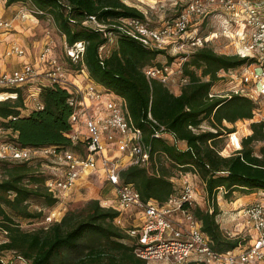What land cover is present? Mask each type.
I'll list each match as a JSON object with an SVG mask.
<instances>
[{
    "label": "trees",
    "instance_id": "1",
    "mask_svg": "<svg viewBox=\"0 0 264 264\" xmlns=\"http://www.w3.org/2000/svg\"><path fill=\"white\" fill-rule=\"evenodd\" d=\"M17 2L43 9L42 17L52 15L68 44L85 42L82 60L71 64L85 65L95 82L123 97L134 125L144 131L151 145L149 162L124 168L121 179L133 183L142 199L165 203L178 193L176 177L189 170L197 172L208 199L207 208H193L203 230L216 249L230 250L241 244L242 239L226 235L217 220L218 197L222 193L229 200L236 192L264 190V144L256 147L264 142V120L252 121V132L242 138L241 148L223 155L222 136L236 131L237 121L253 119L256 102L242 94L210 96V91L222 79L221 70L242 66L251 58L218 53L207 43L184 62L183 75L189 82L176 94L146 74L147 67L161 65L156 59L166 51L148 48L113 25L120 17L146 19L138 7L125 0H6L8 5ZM91 16L105 27L86 22ZM111 32L116 35V46L105 54ZM40 87L43 107L27 114L23 86L0 89L1 129L23 146L78 148L80 143L74 144L68 136L73 94L59 84ZM205 121L209 129L202 128ZM161 126L165 132L158 136ZM179 141L186 148L179 147ZM40 165L39 160H0V229L7 236L0 252L14 253L23 264H151L136 254L127 242V232L116 225L119 211L103 206L97 197L87 202L82 213L61 211L47 227L24 230L17 218L46 216L42 209L30 208L32 199H42L50 208L59 203L48 190V176ZM0 264L16 263L0 256Z\"/></svg>",
    "mask_w": 264,
    "mask_h": 264
},
{
    "label": "built area",
    "instance_id": "2",
    "mask_svg": "<svg viewBox=\"0 0 264 264\" xmlns=\"http://www.w3.org/2000/svg\"><path fill=\"white\" fill-rule=\"evenodd\" d=\"M29 5L17 16L45 15L43 9ZM207 17H211L220 30L200 35L198 26ZM15 21V18L6 19L0 15V44L2 34L14 28ZM86 22L99 28L105 27L95 16ZM113 25L148 48L160 50L172 45V48L182 49L187 44L192 47L191 51H182L178 69H173L169 62L146 68L149 78L159 79L166 85L170 84L176 70L181 74V86L188 83L189 78L183 75V64L189 55L210 43L214 37H223L229 41L236 54L251 58V62L221 70L220 77L231 79L230 91L221 94L211 90L210 96L242 94L253 98L248 90L250 84L257 92L264 94V0H191L175 18L160 26H152L140 17H120ZM65 50L69 61L78 63L84 56L86 44L84 41L74 44L66 41ZM6 53L22 56L26 54V49L15 42L7 48ZM51 53L50 45L41 52V61L47 65L44 72L39 71L32 62H26L11 71H1L0 89L33 84L43 73L49 84L66 87L73 94L70 102L74 106L70 116L72 130L68 136L74 144L80 143L79 147L38 148L23 146L14 139L6 138L0 139V160L37 161L52 157L59 173L49 176L46 186L59 200L80 180L103 170L116 193L114 208L119 211L115 218L116 225L127 232L130 238L127 242L133 245L136 254L151 264H264V197L239 210L255 235L248 245L241 243L230 250L214 247L211 237L202 228V221L193 211L197 202L195 184L200 179L197 172L189 170L181 173L178 193L165 203L152 198L142 199L133 183L121 179V171L133 164L148 163L151 145L146 141L144 131L134 125L125 99L95 82L84 67V82L74 81L66 75L64 62ZM241 69L244 71L239 75ZM40 88L32 93L38 100L36 108L43 107L38 99ZM164 132V126H161L156 135ZM125 213L133 220L130 226H126L122 220ZM55 216L56 212L52 209L46 216L47 222H51Z\"/></svg>",
    "mask_w": 264,
    "mask_h": 264
},
{
    "label": "rangeland",
    "instance_id": "3",
    "mask_svg": "<svg viewBox=\"0 0 264 264\" xmlns=\"http://www.w3.org/2000/svg\"><path fill=\"white\" fill-rule=\"evenodd\" d=\"M5 1L6 0H0V6H3V2L5 3ZM125 1L128 4L136 6L140 10H142L145 13L146 20L147 22H149V24H151L152 26H160L165 22L175 18L181 11V9L191 0ZM4 6L7 9H10L11 7V10H13L12 18H15V22L17 25L19 22V27H16L17 31L15 32V34H20L23 36H20L18 38L16 37V43H20L25 47L28 58H30V62L35 64L39 71L44 72L47 69V65L45 62L41 61L40 55L44 48L50 45L52 47L51 55L57 56L60 60L64 62L67 69L65 72L68 77H70L74 81L75 79H78L79 81L76 82L83 83L85 77V73L82 72L83 67L85 72L90 76L85 65H82V68H79V66L72 65L69 61L65 50L66 38L63 34L59 32L58 28L56 27V23L50 15L43 17L41 16V20L40 22H38L35 21L36 19H34V16H28L25 18L17 16L22 9L28 8L30 6L29 4H25L24 2H17L12 5H8L7 3H5ZM198 28H200L198 30V33H200V35H206L211 33L212 31L220 30L219 25L214 23L211 17H207L205 21L200 26H198ZM109 36L110 40L108 44L103 48V53L105 54L110 53L112 49H114L116 46V35L111 32ZM210 44L215 48L218 53L236 54L229 41L225 40V38L223 37H214V39L210 41ZM172 47L173 46L171 45L170 47L168 46L167 49H164L166 51V54L164 53L158 55L156 62H158L159 64L169 62L170 64H172L173 69H178V66L181 63V55L183 54L182 51H191L193 49L191 46H188V44L182 49ZM6 55L8 54L6 53ZM170 56L174 57L172 61H170ZM1 71L2 70H0V72ZM242 71H244V69H241L238 74L241 75ZM45 78V74L43 73V75L40 76V78L37 79L35 83L40 86H42V84L39 83H48V80ZM180 78L181 74L176 70L170 84L168 85L170 89L176 94L177 92H180L179 88L182 89V86L180 84ZM33 85L36 84L33 83L23 86L26 103V108L24 109V112H29L37 106L36 104L38 100L35 96L32 95V93L36 92L37 89L34 88ZM231 85V79L229 77H223L215 83L212 90L221 94L228 93L230 91L229 88ZM253 87L254 86H252V84L248 86V90L250 91L249 94L253 95V99L256 102L254 118L237 121L235 124L236 131L227 133L222 136L223 145L221 153L223 155H230L235 150L241 148L242 138L252 132L250 128V124L252 121L264 120V94H260ZM38 99L40 100L39 96ZM229 126L232 125L229 124ZM202 128H210L208 121H205L203 123ZM9 136L10 135H8L7 132H3L0 127V139H6ZM171 141L174 142L173 138H171ZM237 142H240L241 144L239 147L237 146ZM177 144L181 148L185 147V144L182 141L177 142ZM262 144H264V142L258 143L256 146L257 149H259ZM39 161L41 162V171L44 172V174H46L48 177L59 173L58 165L56 162H54L52 157H43ZM1 174L2 173L0 169V177ZM176 181L178 188H180L181 179L176 177ZM195 187L197 193L196 206L207 208V193L200 179L196 180ZM111 192H113V186L107 181L106 176L104 175V171L99 170L91 174L89 177L80 180L74 188L67 192V194L63 193V195H61L59 203L54 208L48 207V205L42 199H32L30 201V208L32 210L42 209L46 216L52 209H54L56 214H59L61 211L66 212L67 210L82 213L84 212V208L86 207L87 202L90 199L96 197L100 200V203L103 206L114 207L116 204L114 200L111 199V196L108 195ZM263 192L264 191L258 190V192L254 194L252 199L250 200L246 199V197L243 196L244 193L242 192H236V194H234L229 200L225 199L222 193L219 194L218 200H222V202H224L226 205H223L224 209L222 213L224 215L220 212V214L217 216V220L220 222L221 228L223 229L224 233L232 238H241L242 245H248L251 242V239L254 237L255 232L251 227L247 225L246 218L239 213V210L241 209V207H245L248 204L254 202L255 200L264 197ZM104 198L107 200L106 202L104 201ZM232 200L237 201V203L233 204ZM46 216L41 217L39 219L17 218L16 220L17 222H19V224L24 230H34L40 227H47L50 224V222H47ZM223 219H225L227 226L226 224L223 225ZM54 220L55 219H53L52 221ZM122 220L123 222H125L126 226H130V222L131 224L133 223V220L131 221V219L126 216V213L122 216ZM6 240V233L0 229V243ZM0 256H2L5 261L12 260L16 264H23L21 259H18L12 252H0Z\"/></svg>",
    "mask_w": 264,
    "mask_h": 264
},
{
    "label": "crops",
    "instance_id": "4",
    "mask_svg": "<svg viewBox=\"0 0 264 264\" xmlns=\"http://www.w3.org/2000/svg\"><path fill=\"white\" fill-rule=\"evenodd\" d=\"M5 3H6V1H5ZM5 3L3 2V6H0V15L3 18L11 19L12 18L13 10H11V7H10V9H7L4 6ZM34 19H36L35 21L40 22L41 16H35ZM16 27H19V22H18V25L15 22L14 28H12L11 30L6 31V32H4L2 34V43L0 44V70H2V71H11V70H13L15 68L21 67L26 62H30V58H28L27 52H26L25 55H22V56H18V55H13V56L10 55V56H8L5 53L6 50H7V48L9 46H11L13 43L17 42L16 40H17L18 37L23 36V35H20V34H15V32L17 31L16 30ZM75 81H79V80L78 79H75ZM34 84H36V85H33L34 88H38L40 86V85H37V83H34ZM39 84L47 85V84H49V82L46 83V84L45 83H39ZM179 90L181 92V89L180 88H179ZM180 92H177V94H179ZM29 112H25V114H27ZM83 131H85L84 128H83ZM183 143L185 144V147H183V148H186V143L185 142H183ZM260 191H264V190H260ZM257 192H258V190H257ZM257 192L254 191V192H251V193H246V194L244 193L243 196L246 197V199H249L250 200V199H252L253 195L256 194ZM234 194H236V193H234ZM108 195L111 196V199H113L114 202H115V204H116V193H115V190L113 189V192L109 193ZM244 197H242V198H244ZM239 199H241V198H239ZM104 201L106 202L107 200L104 198ZM232 203L233 204H236L237 201H233L232 200ZM227 204H229V203H227ZM219 205H220L221 214H223L222 213V211L224 209V206L223 205H226V204L224 202H222V200L221 201L219 200ZM223 221H224L223 222V225L226 224V226H227V223L225 222V219H223Z\"/></svg>",
    "mask_w": 264,
    "mask_h": 264
},
{
    "label": "bare ground",
    "instance_id": "5",
    "mask_svg": "<svg viewBox=\"0 0 264 264\" xmlns=\"http://www.w3.org/2000/svg\"><path fill=\"white\" fill-rule=\"evenodd\" d=\"M237 146H240V142L239 143L237 142Z\"/></svg>",
    "mask_w": 264,
    "mask_h": 264
}]
</instances>
